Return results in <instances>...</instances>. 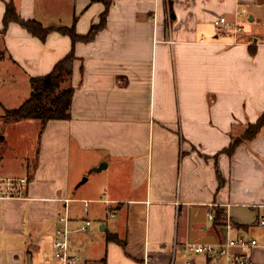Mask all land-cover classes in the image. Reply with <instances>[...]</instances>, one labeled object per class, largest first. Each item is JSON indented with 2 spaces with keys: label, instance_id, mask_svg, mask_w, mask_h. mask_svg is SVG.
Wrapping results in <instances>:
<instances>
[{
  "label": "crops",
  "instance_id": "obj_1",
  "mask_svg": "<svg viewBox=\"0 0 264 264\" xmlns=\"http://www.w3.org/2000/svg\"><path fill=\"white\" fill-rule=\"evenodd\" d=\"M111 1L105 29L73 45L59 33L42 42L17 24L5 31L7 6L25 22L87 37L107 11L104 0H0V122L29 101L32 80L71 54L77 59L71 121L2 123L18 135L33 125L38 135L30 153L16 154L12 172L1 137L0 178L28 179L30 187L25 200L0 203V248H9L0 264H49L59 218L72 204L84 205L85 222L93 206L96 220L109 213L116 220L112 233L104 225L98 236L70 219L71 247L85 264H185L188 244L263 243L264 130L234 157H215L264 114V27L256 15L264 0ZM221 18L232 31L217 30ZM83 178L96 180L89 199L80 197ZM254 259L264 264V251Z\"/></svg>",
  "mask_w": 264,
  "mask_h": 264
},
{
  "label": "trees",
  "instance_id": "obj_2",
  "mask_svg": "<svg viewBox=\"0 0 264 264\" xmlns=\"http://www.w3.org/2000/svg\"><path fill=\"white\" fill-rule=\"evenodd\" d=\"M107 11L101 19L99 26L95 27L87 37H80L75 30H47L37 22H25L17 13L13 3L7 6V12L4 20L5 31L11 25L17 24L25 29L30 35L46 42L48 37L53 33H59L62 36L72 40L73 45L78 43L90 44L98 34L105 29L107 17L111 8L112 1L104 0ZM253 50V49H251ZM256 50L252 51L254 56ZM77 59L71 54L64 61L57 65L53 73L47 77L34 79L31 82L32 95L21 108L17 110L6 111L2 121L5 126L18 125L23 123L35 122L41 124L44 128L52 122H69L72 120V108L75 98V89L73 87V77ZM264 130V114L254 125H249L246 132L237 139H232L229 149L223 151L215 157L217 161L219 157L226 155L230 158L234 157L237 151L247 143H253L258 139ZM221 188L225 184L219 175ZM216 223L223 226L226 217L222 212L216 213ZM110 243H115L125 248L123 243L117 236L109 237Z\"/></svg>",
  "mask_w": 264,
  "mask_h": 264
},
{
  "label": "built area",
  "instance_id": "obj_3",
  "mask_svg": "<svg viewBox=\"0 0 264 264\" xmlns=\"http://www.w3.org/2000/svg\"><path fill=\"white\" fill-rule=\"evenodd\" d=\"M217 30L232 31L225 18H221L215 22ZM239 33V28H235ZM235 31V30H234ZM30 187L28 179L16 178H0V203L23 201L26 199L27 191ZM116 218V217H113ZM213 222L214 214L209 216ZM60 224L63 229L60 230L53 244L54 259L57 264H85L79 253L73 252L71 241L73 231L71 229L72 221L68 216H60ZM257 228L264 231V219L258 224ZM91 229V223L86 222L81 229V233H88ZM228 232L232 233L235 227L232 223H228ZM258 251H264V242L258 239H228L224 243L216 245L188 244L185 247L187 260L185 264H195V259L204 257L215 264H258L255 262L254 256ZM145 264H149L146 262Z\"/></svg>",
  "mask_w": 264,
  "mask_h": 264
},
{
  "label": "rangeland",
  "instance_id": "obj_4",
  "mask_svg": "<svg viewBox=\"0 0 264 264\" xmlns=\"http://www.w3.org/2000/svg\"><path fill=\"white\" fill-rule=\"evenodd\" d=\"M249 12H250V15L246 19V22H245V24H248V25H250V23H249L250 17L251 16L254 17L255 10H250ZM256 15H257V17L262 19V21H263L262 26L264 27V8L262 10L258 11V13ZM262 26H261V28H262ZM2 123H3V121L1 119V122H0V147H1V137L2 138L8 137L6 149L9 150V155L11 152L13 154L10 155V157L7 161V163H8L7 165L9 166V167L7 166V168L10 172H12V170H15L14 166H15V162H16V159H15L16 154H18V156H17V158H18L19 156H24L26 153L28 154L32 151V146L37 142L38 129H35L36 126L27 125L26 127L33 128V129H31L32 132H29L28 134H26L25 132H23V133L21 132L20 133L21 135L20 134L18 135V132L21 129L11 128V129L5 131V129H4L5 127L3 126ZM14 130H18V131H16L15 134L12 136V133ZM4 131H5V133H4ZM3 135H4V137H3ZM25 138H27V140H26L27 145L22 147L21 150L14 149V145H13L14 142H18L19 144H21V140L24 141ZM85 180L86 179L83 178L79 182L78 186L82 185ZM95 183H96V180L93 179V181H91L90 184H85L84 186H82L80 188V190H81L80 197H85V198L89 199L90 196L95 195V191H94ZM99 199H103V197H100ZM99 208L100 207H98V206L92 207L91 217L89 219V223H91L90 232H95L98 236H104L105 234L104 235L102 234V229H101L102 226L107 225L109 227V233H112L114 230L113 228L116 224V220L112 219L111 213H109L108 215L106 214L102 219L96 220V215L94 214L93 210H96V213H97ZM84 212H85L84 205L72 204L71 207L69 208V214H70L69 217L72 221L74 220V221L81 223L80 225H82V223L86 224V222L84 220ZM8 251H9V248H5L4 250H1V248H0V255L6 256L9 253ZM49 262H50L49 264H56L53 254H52V257L49 258Z\"/></svg>",
  "mask_w": 264,
  "mask_h": 264
},
{
  "label": "water",
  "instance_id": "obj_5",
  "mask_svg": "<svg viewBox=\"0 0 264 264\" xmlns=\"http://www.w3.org/2000/svg\"><path fill=\"white\" fill-rule=\"evenodd\" d=\"M104 168H105L104 166H101V168L98 169V170H95V172H96V173L101 172ZM85 183H87V180H85V181L83 182V184H85ZM30 264H31V263H30Z\"/></svg>",
  "mask_w": 264,
  "mask_h": 264
}]
</instances>
